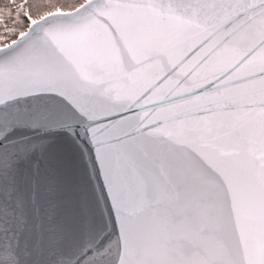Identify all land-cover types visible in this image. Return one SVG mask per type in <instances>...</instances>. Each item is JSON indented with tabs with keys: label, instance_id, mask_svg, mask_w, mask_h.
Listing matches in <instances>:
<instances>
[{
	"label": "snow or ice",
	"instance_id": "1",
	"mask_svg": "<svg viewBox=\"0 0 264 264\" xmlns=\"http://www.w3.org/2000/svg\"><path fill=\"white\" fill-rule=\"evenodd\" d=\"M0 264H264V0H0Z\"/></svg>",
	"mask_w": 264,
	"mask_h": 264
}]
</instances>
